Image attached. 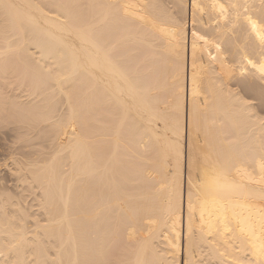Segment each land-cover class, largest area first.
<instances>
[{
  "label": "bare ground",
  "instance_id": "obj_1",
  "mask_svg": "<svg viewBox=\"0 0 264 264\" xmlns=\"http://www.w3.org/2000/svg\"><path fill=\"white\" fill-rule=\"evenodd\" d=\"M169 1L0 0V264H264V0Z\"/></svg>",
  "mask_w": 264,
  "mask_h": 264
},
{
  "label": "rangeland",
  "instance_id": "obj_2",
  "mask_svg": "<svg viewBox=\"0 0 264 264\" xmlns=\"http://www.w3.org/2000/svg\"><path fill=\"white\" fill-rule=\"evenodd\" d=\"M166 3H167V5L169 7H172V4L170 3L169 0H167ZM255 100L256 99H254L252 103H254V105L257 106V109H259V110L262 109V108H260L261 105L258 106L260 104L259 101L257 100L256 102H254ZM8 132H9L8 129H1L0 128V181L1 182L4 181L3 185H5V186L7 185L8 186V187L6 186L7 188L5 187L6 189H8V188L10 189V187H12V186H13L12 187V189H13L15 184H16V182L13 179L14 177L9 175L10 172H8V170H7L9 167L6 166V164L9 163V160H10V156L9 155L7 156L6 154H8L9 151H11L10 147L12 146L11 144H12V141H13V138L10 139L11 138V136L9 135L10 132L9 133ZM6 148H7V150H6ZM9 148H10V150H8ZM7 157H9V158L7 159ZM5 162H6V164H4ZM13 182H15V183H13ZM9 191H11V193H12V191H14V190L10 189Z\"/></svg>",
  "mask_w": 264,
  "mask_h": 264
}]
</instances>
